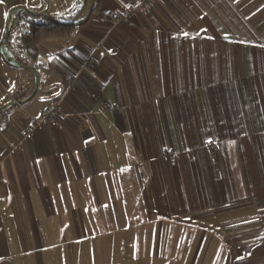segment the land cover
<instances>
[{
	"label": "crops",
	"instance_id": "1",
	"mask_svg": "<svg viewBox=\"0 0 264 264\" xmlns=\"http://www.w3.org/2000/svg\"><path fill=\"white\" fill-rule=\"evenodd\" d=\"M48 2L37 90L46 4L0 2V264H264V0Z\"/></svg>",
	"mask_w": 264,
	"mask_h": 264
},
{
	"label": "trees",
	"instance_id": "2",
	"mask_svg": "<svg viewBox=\"0 0 264 264\" xmlns=\"http://www.w3.org/2000/svg\"><path fill=\"white\" fill-rule=\"evenodd\" d=\"M31 19L28 32L22 35V42L33 59L37 57L38 48L43 42L52 39H70L76 32V26L60 23L50 16L41 19L31 16Z\"/></svg>",
	"mask_w": 264,
	"mask_h": 264
},
{
	"label": "built area",
	"instance_id": "3",
	"mask_svg": "<svg viewBox=\"0 0 264 264\" xmlns=\"http://www.w3.org/2000/svg\"><path fill=\"white\" fill-rule=\"evenodd\" d=\"M152 0H139V3L133 7L125 11L124 13L116 14V13H108L106 15V20L121 24L126 23L136 15L140 14H148L150 9V3ZM104 109L106 111H110L112 106L110 104H105ZM67 120V115L65 114L62 104L60 102H54L52 107L47 109L43 115H41L34 125L27 130L25 137H31L33 135V131L36 128L42 126H50V127H58L61 123Z\"/></svg>",
	"mask_w": 264,
	"mask_h": 264
},
{
	"label": "water",
	"instance_id": "4",
	"mask_svg": "<svg viewBox=\"0 0 264 264\" xmlns=\"http://www.w3.org/2000/svg\"><path fill=\"white\" fill-rule=\"evenodd\" d=\"M44 3L46 4L45 9L42 12H34L32 10H29L27 8H23V7H18V8H14L8 15L7 18V25H6V31H5V35H4V40L1 46V55L4 58L5 61H7V63L16 69H30L33 71L34 75H35V81H36V90L38 88V74L36 73V71L33 68H28V67H23L21 66L18 61L15 59L14 55L8 50L7 48V42L10 36V32H11V27L13 24V20L16 14H19L21 12H25L28 13L34 17H41L43 15H45L49 9V2L48 0H43Z\"/></svg>",
	"mask_w": 264,
	"mask_h": 264
},
{
	"label": "rangeland",
	"instance_id": "5",
	"mask_svg": "<svg viewBox=\"0 0 264 264\" xmlns=\"http://www.w3.org/2000/svg\"><path fill=\"white\" fill-rule=\"evenodd\" d=\"M147 233V232H146ZM146 233H143L144 235L146 234ZM146 239V238H145ZM147 240V239H146Z\"/></svg>",
	"mask_w": 264,
	"mask_h": 264
},
{
	"label": "snow or ice",
	"instance_id": "6",
	"mask_svg": "<svg viewBox=\"0 0 264 264\" xmlns=\"http://www.w3.org/2000/svg\"><path fill=\"white\" fill-rule=\"evenodd\" d=\"M0 2H2V0H0Z\"/></svg>",
	"mask_w": 264,
	"mask_h": 264
}]
</instances>
